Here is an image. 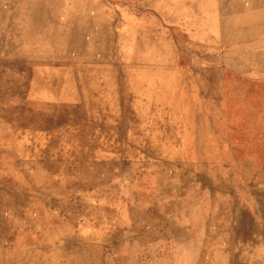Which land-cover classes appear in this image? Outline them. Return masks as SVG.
Segmentation results:
<instances>
[{
	"label": "rangeland",
	"instance_id": "1",
	"mask_svg": "<svg viewBox=\"0 0 264 264\" xmlns=\"http://www.w3.org/2000/svg\"><path fill=\"white\" fill-rule=\"evenodd\" d=\"M0 264H264V0H0Z\"/></svg>",
	"mask_w": 264,
	"mask_h": 264
}]
</instances>
